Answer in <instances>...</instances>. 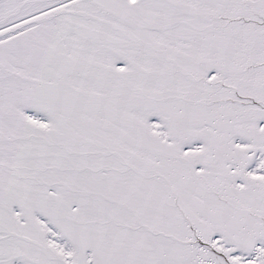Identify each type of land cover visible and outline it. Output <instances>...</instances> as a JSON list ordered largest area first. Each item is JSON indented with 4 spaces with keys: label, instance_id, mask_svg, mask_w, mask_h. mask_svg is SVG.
Wrapping results in <instances>:
<instances>
[{
    "label": "snow or ice",
    "instance_id": "snow-or-ice-1",
    "mask_svg": "<svg viewBox=\"0 0 264 264\" xmlns=\"http://www.w3.org/2000/svg\"><path fill=\"white\" fill-rule=\"evenodd\" d=\"M0 264H264V0H0Z\"/></svg>",
    "mask_w": 264,
    "mask_h": 264
}]
</instances>
